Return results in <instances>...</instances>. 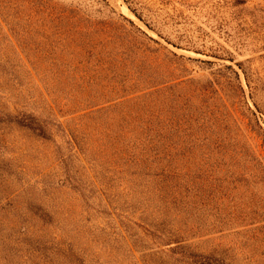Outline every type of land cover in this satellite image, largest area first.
<instances>
[{
    "label": "rangeland",
    "instance_id": "rangeland-1",
    "mask_svg": "<svg viewBox=\"0 0 264 264\" xmlns=\"http://www.w3.org/2000/svg\"><path fill=\"white\" fill-rule=\"evenodd\" d=\"M0 110V264H264V0H0Z\"/></svg>",
    "mask_w": 264,
    "mask_h": 264
},
{
    "label": "trees",
    "instance_id": "trees-1",
    "mask_svg": "<svg viewBox=\"0 0 264 264\" xmlns=\"http://www.w3.org/2000/svg\"><path fill=\"white\" fill-rule=\"evenodd\" d=\"M129 8L139 19L145 21L142 15L135 8H132L130 4ZM128 21L131 22L130 20ZM0 124H15L44 139H51L55 134H60L67 139L68 143L72 142L63 125L56 118L52 117L51 114H35L23 110L12 114L0 110ZM163 235L160 232V234H155V237L160 239ZM170 252L176 254L179 260H182L186 264H229L224 259L215 255L195 252L182 245H177L175 248L170 249Z\"/></svg>",
    "mask_w": 264,
    "mask_h": 264
}]
</instances>
